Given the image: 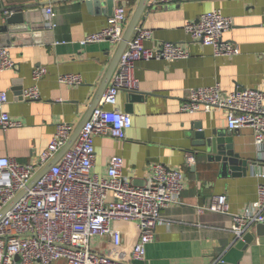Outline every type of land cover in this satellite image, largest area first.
Listing matches in <instances>:
<instances>
[{
    "label": "crops",
    "instance_id": "0c3cea01",
    "mask_svg": "<svg viewBox=\"0 0 264 264\" xmlns=\"http://www.w3.org/2000/svg\"><path fill=\"white\" fill-rule=\"evenodd\" d=\"M139 1L117 0L109 5L92 0H0L3 14L23 12L30 28L20 32L19 39H10V45H0L8 48L15 64L13 70L0 73V92L8 100L4 111L19 124L0 129V158L31 165L37 171L35 178L56 159L40 168L39 156L56 125L66 122L76 129L90 118L94 101L110 86L118 66L117 62L109 77L119 44H82V40L105 27L115 5L125 3L128 23ZM149 2L138 23L151 33L144 46L157 50L163 42H170L188 55L173 62H136L138 89L132 93L138 99L131 100L120 91L116 103L119 111L130 114L131 126L124 139L94 138L93 173L104 176L112 156L122 158L123 176L137 187L146 184L156 164L181 172L182 203L162 209L163 221L146 246L145 264H264V235L256 236V226L249 232L253 236L250 244L239 245L230 231L232 216L255 202L258 185L264 184V177L259 176L264 173V143L258 148L251 130H228L224 110L193 114L180 110L190 89L218 85L224 95L244 89L264 92V0H172L165 7ZM48 7L55 14L51 19L45 13ZM214 9L232 19V28L223 39L238 47L236 56H216L210 46L193 42L184 32L186 23ZM38 67L46 73L34 81L32 72ZM64 74H78L83 83L60 84L58 78ZM33 85L39 99L22 100V91ZM199 124L205 131H223L231 138L237 159L247 163L243 175L219 176V165L207 162L204 147L196 144ZM189 155L194 157L193 165L186 164ZM219 195L226 197L227 214L198 211ZM112 226L120 232L119 246L105 235L82 243L92 252L130 261L139 237L136 224L122 221Z\"/></svg>",
    "mask_w": 264,
    "mask_h": 264
},
{
    "label": "built area",
    "instance_id": "2783aa9c",
    "mask_svg": "<svg viewBox=\"0 0 264 264\" xmlns=\"http://www.w3.org/2000/svg\"><path fill=\"white\" fill-rule=\"evenodd\" d=\"M171 2L152 0L154 5L161 7ZM45 13L49 19L55 15L50 7ZM126 23L125 3L115 5L105 27L86 36L81 43L118 45ZM232 25L230 17L214 9L186 23L183 29L193 42L210 46L216 56L228 57L239 54L237 46L223 39ZM150 37L149 30L136 27L119 58L110 86L101 95L90 118L67 151L33 184L37 171L31 165L0 158V213L13 202L0 218V264H53L60 260L66 264H145L146 246L153 241L155 228L163 221L162 209L169 204L182 203L181 172L156 164L146 184L137 187L123 176V160L119 156L109 159L104 176L93 173V166L94 138L124 139L131 126L130 114L119 111L116 103L120 91L130 94L138 89L134 76L136 62L151 59L173 62L188 55L184 48L170 42H163L157 50L146 48L144 43ZM14 68L8 48L0 47V73ZM45 73L44 68H35L32 79L37 81ZM58 82L76 86L81 85L83 79L78 74H64L59 76ZM39 97L35 85L21 94L22 100H37ZM7 101L6 94L0 92L2 131L19 125L4 111ZM213 108L226 112L228 130H251L254 144L260 148L264 143V92L244 89L224 95L218 85L190 89L180 110L193 114ZM74 130V126L66 122L56 125L50 143L39 156L40 168L58 155ZM186 164H194L193 155L187 156ZM259 176L264 177V173ZM198 211L227 214L226 197L213 196L208 205ZM122 221L134 222L139 232L130 261L92 252L82 243L105 235L111 238L113 245L119 246L120 232L112 224ZM259 224H264V184L258 185L257 200L242 214L232 216L230 231L239 242Z\"/></svg>",
    "mask_w": 264,
    "mask_h": 264
},
{
    "label": "water",
    "instance_id": "95a60500",
    "mask_svg": "<svg viewBox=\"0 0 264 264\" xmlns=\"http://www.w3.org/2000/svg\"><path fill=\"white\" fill-rule=\"evenodd\" d=\"M93 3L97 2H107L109 5H112L113 0H92ZM149 0H140L135 11L130 17L122 38V41L119 44L116 57L110 67L109 77L113 73L119 58L124 51L127 42L131 38L134 30L138 26L140 18L149 5ZM5 10H0V45L7 46L9 44L10 39H19L21 37L20 32H28L30 28L25 25V14L23 12H5ZM136 93H130L131 100L138 99ZM101 95L94 101L93 106L91 108L90 116L94 109L96 108ZM89 118L84 120L73 132L71 138L65 145V147L58 153L56 159L52 161L49 165H47L37 176L31 184H33L38 178H40L51 166H53L57 160L67 151V149L74 142L76 137L78 136L82 126L85 122L88 121ZM199 131L195 133V139L197 140L196 144L204 147V152L206 156V160L209 163H217L219 165V176L220 177H228V176H240L245 173V169L247 163L243 160L237 159V155L234 154L233 144L230 137L226 138L223 131L211 130L205 131L202 127V124L198 125ZM231 171V173H230ZM241 173V174H240ZM13 202L5 208L0 213V218L4 215V213L10 208ZM264 235V224H259L256 226V236ZM253 240V236L251 234H246L243 237L242 241H239L240 244H250Z\"/></svg>",
    "mask_w": 264,
    "mask_h": 264
}]
</instances>
